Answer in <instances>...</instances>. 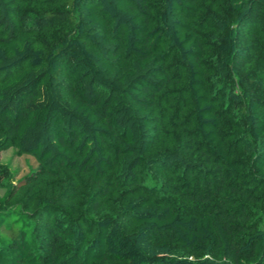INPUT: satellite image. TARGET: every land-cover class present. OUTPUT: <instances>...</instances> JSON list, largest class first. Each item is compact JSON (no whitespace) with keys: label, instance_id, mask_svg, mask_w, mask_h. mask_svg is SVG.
<instances>
[{"label":"trees","instance_id":"obj_1","mask_svg":"<svg viewBox=\"0 0 264 264\" xmlns=\"http://www.w3.org/2000/svg\"><path fill=\"white\" fill-rule=\"evenodd\" d=\"M0 264H264V0H0Z\"/></svg>","mask_w":264,"mask_h":264},{"label":"rangeland","instance_id":"obj_2","mask_svg":"<svg viewBox=\"0 0 264 264\" xmlns=\"http://www.w3.org/2000/svg\"><path fill=\"white\" fill-rule=\"evenodd\" d=\"M0 161L8 165L9 169L18 177L35 165L33 157L29 154L17 155L12 147L0 151ZM2 189L0 188V194Z\"/></svg>","mask_w":264,"mask_h":264}]
</instances>
